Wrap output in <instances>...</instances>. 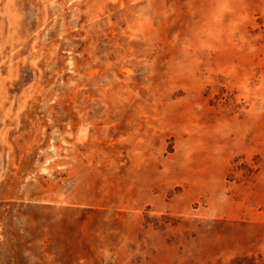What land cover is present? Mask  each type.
Segmentation results:
<instances>
[{"label":"rangeland","instance_id":"1","mask_svg":"<svg viewBox=\"0 0 264 264\" xmlns=\"http://www.w3.org/2000/svg\"><path fill=\"white\" fill-rule=\"evenodd\" d=\"M0 264H264V0H0Z\"/></svg>","mask_w":264,"mask_h":264}]
</instances>
